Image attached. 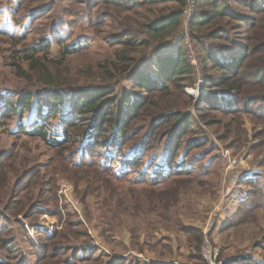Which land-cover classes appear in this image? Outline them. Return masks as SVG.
<instances>
[{
  "label": "rangeland",
  "instance_id": "rangeland-1",
  "mask_svg": "<svg viewBox=\"0 0 264 264\" xmlns=\"http://www.w3.org/2000/svg\"><path fill=\"white\" fill-rule=\"evenodd\" d=\"M150 1L0 0V95L9 92L14 99L13 95L18 97L36 85L26 73L28 65L15 59L13 50L23 51L53 39L52 49L43 55L60 65L63 79L69 80L74 90L83 86L105 89L109 92L107 101L115 105V118L130 119L126 155L141 154L136 150L141 144L138 140L153 131L147 143L150 150L138 172L151 174L149 164L161 154L166 155L162 162L167 161V152L173 153L175 147L181 148L178 160L187 151V158L201 154L207 161L223 157L225 163L206 174L194 169L196 178L179 176L155 186L164 193V208L147 209L142 214L133 205L115 200L116 191L142 186L116 182L88 165L85 170L69 173L68 169L76 168L67 165H72L70 156L62 161L58 150L39 138L14 134L22 120L8 118L0 125V264H264V125L244 110L223 113L215 108L213 98L201 101V106L198 103L208 76H222V71L207 60L208 51L213 49L214 58L229 61L240 54V48L253 43L255 30L250 32L240 18L214 20L213 27L218 24L225 29L223 33L193 29L192 23L207 2L197 0L194 18H188L184 14L189 7L186 0L179 28L165 40L151 41L148 25L180 6L160 0L151 6ZM227 1L248 23L259 21L256 12ZM126 38L147 41L150 46H125ZM67 47L76 52L63 59ZM179 47L193 74L182 75L162 90L139 89L140 75L157 76V56L176 55ZM122 55L131 62L117 65L113 72L98 73L99 65ZM21 75L27 78L20 79ZM110 76L117 79L108 80ZM212 89L221 90L217 86ZM192 91H199L198 98L189 96ZM127 95L134 102H148L140 117L123 115ZM168 102L185 103L178 110L191 117L184 121L192 119L186 134L178 135L176 122L159 126L156 119L163 114L153 118L156 108ZM33 115L27 112L25 118ZM63 117L59 113L54 119V129ZM87 119L85 125L90 127L92 120ZM106 129L102 137L112 134ZM76 138L71 137L72 141ZM100 150L93 155L99 159L93 162L103 161ZM234 160L240 165L230 171L229 163ZM137 174L131 176L136 178ZM250 174L261 177L256 183L242 184ZM38 185L42 186L41 194ZM28 197L34 199L30 206ZM250 198L254 200L246 208L242 202ZM56 235L59 240L50 242L48 238Z\"/></svg>",
  "mask_w": 264,
  "mask_h": 264
},
{
  "label": "trees",
  "instance_id": "trees-1",
  "mask_svg": "<svg viewBox=\"0 0 264 264\" xmlns=\"http://www.w3.org/2000/svg\"><path fill=\"white\" fill-rule=\"evenodd\" d=\"M166 1L177 3L180 6L179 10L173 12L171 15L164 16L156 23L153 22L148 25L147 33L151 41L154 38L165 40L167 37H170L179 28L181 23V9L185 6L186 0H160L162 3ZM206 2L204 1L203 3L205 9L199 12L196 21L191 25L193 29L203 31L211 28V30L223 33L225 29L222 30L218 24L213 27L212 22L214 20L240 18L239 20L251 29L250 32L255 30L256 35L252 39L253 43L251 45H245L240 48V54L235 55L229 61L222 62L214 58L213 49L208 51L209 58L207 60L214 64V67H218L222 71V76L218 79L208 76L204 85L205 92L202 96L203 98L198 102L199 106L202 105L201 101L205 99L209 101L213 98L211 101H217V103L213 102V104H216L215 108L221 110L223 113L243 112L244 110L249 115L258 118L264 125V24L261 26L259 22L262 20L264 22V1L252 0L242 2L240 0H230L231 3L246 6L249 10L256 12L259 19L256 23H248L245 19L235 14L233 7L227 0H206ZM149 3L151 6H155L159 1L151 0ZM52 40L44 39L23 51L13 50L12 53L15 59L17 57L22 63L28 65L26 73L31 76L30 80L33 78L36 81V85L30 91L18 93V97L13 95L14 99H10L8 91V93L0 95V103L4 104L0 107V125L2 121L17 116L22 120V123H19L15 132L13 131L14 134L39 138L53 149H57L62 161H65L64 157L70 156L69 162L72 165H67L72 167L75 165L76 167H74L75 169H68V172L71 174L77 172L78 168H81L79 170H85L90 166L97 172L111 177L116 182L142 186L137 187L138 189L131 187L136 190L124 189L121 192L116 191L117 197L115 198L118 203L119 201L121 203L123 200L129 205H133L135 211L142 214L143 212H147V209L154 211L164 208V205H161L162 203L165 204V202H162L165 200L163 198L164 193L161 194L162 191L160 192L157 189L158 187L155 186L160 185V183L172 182L174 178L179 176H193L196 178L198 175L195 174L194 169H197L199 174L202 173L199 171L202 169L206 174L217 170L222 162L225 163L226 160L223 157H216L215 160L207 161V159H204L205 155L201 154L197 155V157L192 155V157L187 158V151L178 160L181 148L175 147L173 153L165 151L168 154L167 161L162 162V157H166V155L161 154L158 156L160 159L157 157V159L149 164V170L153 169L151 174L149 171L138 172L136 169L141 166L144 157H146L150 150L147 148V143L153 138V131H150L148 137L144 136L138 140L141 144L136 147V150L140 153L142 152L141 154L126 155L125 150L129 140L130 119L127 121L126 119H120V117L115 118V105H113V101H107L109 92L105 89H98L97 87L86 89L83 86L84 90H74L71 82L63 79L60 65H56L57 63L51 59L49 61L43 55L44 51L52 49ZM123 44L125 46L129 44L143 47L150 46L147 41L137 42L131 38H126ZM78 46H75V48L78 49ZM75 52V49L69 51L67 47L62 54V58L65 59V56H69ZM130 62L131 59L125 55L107 60L104 64L99 65L98 73L113 72L117 65H125ZM130 66L134 67L133 64ZM155 68L157 70L155 78L143 74L140 75L139 89L148 92L155 91V89L162 90L167 83L176 82L182 78V75H192L194 72L192 66L187 64V59L181 47H179L176 55H167V53L158 55ZM24 76L21 75L19 78L25 80L27 77ZM115 79H117L116 76L108 78L111 81ZM214 86L221 88L222 91H213L212 88ZM124 98L126 99L124 106L126 113L123 115L126 118L128 116L132 118L140 117L144 108L148 106L146 100L134 102L129 95ZM184 106V102L176 105L168 102L165 105L157 107L156 113L152 116L154 118L163 114L156 119V123L160 126L176 122L174 125L177 127V130H180L178 135H184L188 131L190 121L192 120H183L184 118H191L183 114L181 110H178ZM27 112H31L34 115L30 118H25ZM59 113H62L64 117L61 124L56 125L54 129L52 122L58 117ZM87 117L92 120L89 123L91 124L90 127H88V124L85 125L88 122ZM203 121L206 120L203 119ZM106 128H109L112 134L109 137H102L107 130ZM181 135L177 137L178 140L182 137ZM72 136L77 137L76 141H72ZM102 141L105 144H102ZM188 148L191 150V146H188ZM98 149H102L100 152L101 156L104 157L101 163L98 161L93 162L92 160L99 159V155L97 157L93 156ZM104 151L105 153H102ZM88 159L91 160V163H86ZM115 159L126 163H116ZM2 168L4 169V166ZM134 172L139 173L136 178L131 176ZM259 177H261L259 174H250L244 177L242 184L256 183ZM40 184L43 186V182H40ZM42 186L38 185L37 187L40 194ZM33 197L35 198L36 196ZM33 197L27 198L29 206L31 205L29 204L31 200H34ZM244 200L242 203L247 208V205L249 206L254 199ZM262 200L264 203V199ZM166 207L169 206L166 205ZM15 214L17 213L14 211V216H16ZM58 236L49 237L48 239H50V242H56L59 240ZM44 237L46 236L44 235Z\"/></svg>",
  "mask_w": 264,
  "mask_h": 264
},
{
  "label": "built area",
  "instance_id": "built-area-1",
  "mask_svg": "<svg viewBox=\"0 0 264 264\" xmlns=\"http://www.w3.org/2000/svg\"><path fill=\"white\" fill-rule=\"evenodd\" d=\"M197 7V0H189V7L185 11V15H187L188 18H194L195 10ZM240 164H238L237 160H234L233 162L229 163V170H234L237 167H239Z\"/></svg>",
  "mask_w": 264,
  "mask_h": 264
},
{
  "label": "water",
  "instance_id": "water-1",
  "mask_svg": "<svg viewBox=\"0 0 264 264\" xmlns=\"http://www.w3.org/2000/svg\"><path fill=\"white\" fill-rule=\"evenodd\" d=\"M192 92H193V91H192ZM188 94H189V96H190L192 99H196V98H198L199 91H198V94H197V95L195 94V92H194V93H190V92H188ZM194 94H195L196 96H194Z\"/></svg>",
  "mask_w": 264,
  "mask_h": 264
},
{
  "label": "bare ground",
  "instance_id": "bare-ground-1",
  "mask_svg": "<svg viewBox=\"0 0 264 264\" xmlns=\"http://www.w3.org/2000/svg\"><path fill=\"white\" fill-rule=\"evenodd\" d=\"M192 93H194V92H192ZM195 94L197 95L198 94V91H195ZM195 94H194V96H196Z\"/></svg>",
  "mask_w": 264,
  "mask_h": 264
}]
</instances>
